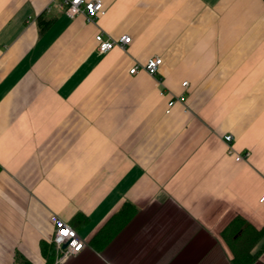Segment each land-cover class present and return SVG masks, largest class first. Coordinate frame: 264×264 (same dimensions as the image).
I'll list each match as a JSON object with an SVG mask.
<instances>
[{"label": "crops", "instance_id": "crops-1", "mask_svg": "<svg viewBox=\"0 0 264 264\" xmlns=\"http://www.w3.org/2000/svg\"><path fill=\"white\" fill-rule=\"evenodd\" d=\"M102 2L90 23L0 0V264H46L52 214L87 243L62 264H233L226 227H264V0ZM99 34L132 40L101 54Z\"/></svg>", "mask_w": 264, "mask_h": 264}, {"label": "built area", "instance_id": "built-area-1", "mask_svg": "<svg viewBox=\"0 0 264 264\" xmlns=\"http://www.w3.org/2000/svg\"><path fill=\"white\" fill-rule=\"evenodd\" d=\"M60 7L70 18H76L77 16H85L88 22H95L100 16L105 14V8L102 0H58ZM132 38L130 36H123L119 40H112L105 38L103 34L96 36L97 50L101 54H106L112 51L116 47L124 48L131 43ZM163 65V59L161 57H154L148 60V62L139 67L135 66L130 73L136 74L140 69L146 71L151 76H157L160 68ZM188 82L183 83L186 87ZM184 96L177 99H173L169 102V109L167 113L171 112V108L177 102H184ZM225 141L229 143V154L235 156L236 161H243L249 158L250 153L248 151L239 153L231 145L233 141L232 135L225 136ZM264 202V196L261 199ZM50 221L54 226L53 243L58 251L57 264L66 262L71 256L80 253L87 247V243L80 237L78 232L67 222L61 219L58 215L52 214ZM68 232L70 235H64ZM67 246L64 248V246Z\"/></svg>", "mask_w": 264, "mask_h": 264}, {"label": "trees", "instance_id": "trees-1", "mask_svg": "<svg viewBox=\"0 0 264 264\" xmlns=\"http://www.w3.org/2000/svg\"><path fill=\"white\" fill-rule=\"evenodd\" d=\"M54 20H46L39 18L41 31L47 30ZM130 204L125 205L103 228L96 237L97 244L105 245L102 241L104 237L111 238L132 218L134 211L130 209ZM134 207V206H132ZM110 236V237H109ZM222 236L229 246L233 254V264H254L258 261L260 254L264 250V244L253 254V249L259 245L264 238V227L262 229L255 228L243 217H236L228 227L223 231ZM108 239V240H109ZM42 253L46 259V264H55L56 246L54 243H42ZM14 264H33L25 256L20 253L16 254Z\"/></svg>", "mask_w": 264, "mask_h": 264}, {"label": "snow or ice", "instance_id": "snow-or-ice-1", "mask_svg": "<svg viewBox=\"0 0 264 264\" xmlns=\"http://www.w3.org/2000/svg\"><path fill=\"white\" fill-rule=\"evenodd\" d=\"M64 235H70V233H68V232H65V233H63Z\"/></svg>", "mask_w": 264, "mask_h": 264}, {"label": "water", "instance_id": "water-1", "mask_svg": "<svg viewBox=\"0 0 264 264\" xmlns=\"http://www.w3.org/2000/svg\"><path fill=\"white\" fill-rule=\"evenodd\" d=\"M67 246L65 245L64 248H66Z\"/></svg>", "mask_w": 264, "mask_h": 264}]
</instances>
